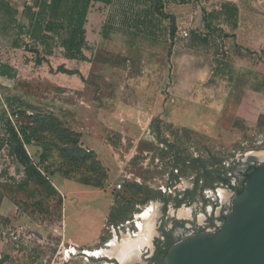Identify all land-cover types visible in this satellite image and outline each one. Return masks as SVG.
Instances as JSON below:
<instances>
[{
  "label": "rangeland",
  "instance_id": "obj_1",
  "mask_svg": "<svg viewBox=\"0 0 264 264\" xmlns=\"http://www.w3.org/2000/svg\"><path fill=\"white\" fill-rule=\"evenodd\" d=\"M138 1L115 0L109 7H93V12H104V28L90 40V62L98 63L93 69L110 61L125 72L127 103L113 119L109 117L115 111L114 103H77L72 94L45 77L57 71L59 55L40 67L35 53L14 48L16 23L0 11V63L11 65L10 73L15 74L5 77L9 81L4 85L0 78V264L50 262L63 244L66 248L77 246L80 254L73 258V264H107L105 254L86 260L81 252L109 250L112 240L116 238L121 244L128 234L134 238L139 232L136 216L162 207L160 194L171 202L194 191L193 200L187 198L185 203L203 213L206 206L220 202L226 190L218 178L203 176L205 171L227 170L233 160L245 154L264 153V119L253 123L233 117L226 103L227 110L218 118L210 110L175 112L173 104L166 105L165 114L164 103H156L169 74L170 78L180 77L172 76V57L178 53L194 54L190 56L194 63L185 65L181 72L185 79L196 70L206 77L216 67L219 82L211 78L208 85L218 83L223 95L228 88L238 95L248 82L242 71L249 69L251 87L264 90V60L257 52L241 50L234 39L238 6L214 0H181V13L166 11L178 27L175 38L169 41L167 32L157 37L138 23L143 10L137 7ZM11 4L18 10V21L25 23V0H11ZM92 21L98 23V19ZM165 21L169 26L170 20ZM184 31L189 37H183ZM115 36L140 39L152 49L138 61L125 55L104 58L94 51L99 40ZM23 39L34 47L27 35ZM248 104L250 113L258 112L259 103ZM139 110L152 117L148 126L136 117ZM153 121L159 124L153 126ZM179 121L182 126L174 124ZM10 124L17 130L23 125L32 134L33 143L25 145L31 164L48 178L57 194L50 195L46 185L28 174L11 142ZM70 131L81 135L77 146ZM211 183L213 187L203 189ZM32 229L44 237L41 245L27 240L25 233ZM18 236L31 245L30 251L25 244L16 243Z\"/></svg>",
  "mask_w": 264,
  "mask_h": 264
},
{
  "label": "crops",
  "instance_id": "obj_2",
  "mask_svg": "<svg viewBox=\"0 0 264 264\" xmlns=\"http://www.w3.org/2000/svg\"><path fill=\"white\" fill-rule=\"evenodd\" d=\"M27 1L29 0H25V4ZM214 1L218 3L229 2L238 6L240 9V14L237 22L238 25L233 32L234 39L236 40L238 46L242 47L241 50L257 52L260 54L259 57L264 60V0ZM152 3L153 0H139L137 7L144 9L150 6ZM99 6L109 7L110 5L97 2L94 3L90 9L88 14V22L86 24L89 49L84 51L88 60L68 59L64 56L63 49H61V51L55 52L54 54V57H56L55 55L60 56V58L57 59V66L59 67L63 65L66 69L77 72L75 74H62V72L56 71L50 76L46 74L45 77L49 78L65 93L72 94L75 97V101L77 103H114L115 111L112 112V115L107 114L108 117L110 115L109 118L113 119L123 108V103H127L124 101L125 87L123 86L122 78L125 75V72L124 69H118L115 64L110 61H106V64L104 62L101 64L99 63L101 67L94 70L93 64L98 63L90 62L92 59L91 53L93 51L91 48L92 43L90 41L93 38L92 35L96 31L98 32V30L102 31L104 28L102 17L104 12H102V14L95 11L93 12V7L98 8ZM181 6H183L181 4V0H166L165 11L169 9L179 14L182 10L178 7ZM92 19H98V23H96V21H92ZM143 44L144 41H140V39H135L133 37H106L104 40L98 41L97 48L94 51L97 54L100 53L104 55V58L125 55L130 56L134 60L138 61L143 60L146 52L152 49L149 46H144ZM193 55L194 54L192 53H185L181 56V54L178 53L172 57L174 65L172 69V76L177 74L180 77L179 79L173 77L170 78V73L168 79L164 80V83L162 84L161 92L157 97L156 103H164V113L166 114L167 111L166 105L173 104L176 106L175 112L185 109L210 110L213 111V115L218 118V116L221 115L224 110H227L224 106L226 103L227 106L230 107L233 117L236 115L249 122L257 123L260 116L264 114V90H255L251 87V81L249 80L251 73L249 69H243L242 71L243 74L246 73L245 75L248 81L247 84L243 86V91L236 95L233 89L228 88L226 94L223 95L219 89L218 83L217 85H208V80L211 78H214L216 82H219L220 74L216 67L213 70L210 69V72L207 73L206 77H204L203 72L201 73L199 70H196L195 73L193 72L187 79L183 77L184 75L181 74V72H183V67L188 63L189 65L194 63V57H190ZM50 58H53V56H50L49 59ZM2 80L3 85L5 84V80L9 81V79L5 77H2ZM2 89L3 91H6V93L9 92V88L3 87ZM248 103H259L260 107L258 112L254 114L250 113V111L247 109V106L249 105ZM138 114L139 115L136 114V117L139 120L146 122V125L148 126L152 120V117L147 118L146 113L142 112L141 110H139ZM169 120L171 121V119ZM174 124H180L182 126L180 121ZM140 215L136 216V223L138 222L137 227L139 228V232L135 234L134 238L139 236L140 233H144L147 230L146 228H148L146 233L149 232V221L146 222L140 217ZM34 231L39 233L35 229ZM131 240H133L131 234L125 236L123 243L121 244H119L115 238L109 244L111 249L105 251L96 250L95 252L97 253L88 252V254L93 257H100V255L105 254L106 258H109L110 260L107 262V264H110V262L114 261L120 256L121 252L123 251V247H125L126 243H131ZM30 247L31 245L24 248L27 250ZM30 250L31 249L28 251ZM33 250L36 252L34 248ZM45 261L47 260L41 259L40 264H44Z\"/></svg>",
  "mask_w": 264,
  "mask_h": 264
},
{
  "label": "trees",
  "instance_id": "obj_3",
  "mask_svg": "<svg viewBox=\"0 0 264 264\" xmlns=\"http://www.w3.org/2000/svg\"><path fill=\"white\" fill-rule=\"evenodd\" d=\"M115 0H29L26 2L22 17L25 23L18 21V10L11 4V0H0V11L6 13L16 23L17 37L13 47L16 49L25 48L36 54V64L43 65L49 61V57L53 56L58 48L63 49L64 56L68 59L88 60L84 51L89 49L87 41L86 24L88 22V14L94 3L100 2L106 5H112ZM166 0H153L150 6L141 10L138 19L140 25H146L148 32L160 37L166 32L170 35V41L175 38L177 33V24L174 17L168 16L165 11ZM238 8L235 7V15ZM169 19V26L165 25L164 20ZM164 27V28H163ZM138 29V28H137ZM27 35L34 43V47L27 43L23 38ZM172 38V39H171ZM12 66L0 63V77L13 78ZM12 74H11V73ZM57 72L66 74H75L77 71L66 69L63 65L57 68ZM261 90V89H255ZM264 119L262 114L259 118L261 122ZM158 120V119H157ZM56 122V121H55ZM61 122V121H60ZM159 124V121H153L152 125ZM11 142L14 144V150L19 160L26 166L28 174L32 176L38 183L46 185V190L50 195L57 194V190L50 183L37 167L31 164V158L27 152L25 145L33 143L32 134L26 127L21 125L17 130L10 124L9 127ZM73 145H78L81 135L75 131H70ZM74 137V138H73ZM149 146V143H144ZM80 150V148H79ZM81 151V150H80ZM206 166H204V169ZM204 172L203 176H208L223 185L230 184L228 170L216 169V171ZM256 172L253 171L247 175L245 182H248L251 176ZM216 182V181H214ZM213 182V183H214ZM213 183L205 184L203 189L213 187ZM243 191V187L238 194ZM194 191H187L185 198H192ZM160 199H165L164 195H159ZM180 205V204H179ZM113 213L111 214V216Z\"/></svg>",
  "mask_w": 264,
  "mask_h": 264
},
{
  "label": "flooded vegetation",
  "instance_id": "obj_4",
  "mask_svg": "<svg viewBox=\"0 0 264 264\" xmlns=\"http://www.w3.org/2000/svg\"><path fill=\"white\" fill-rule=\"evenodd\" d=\"M262 164L263 152L245 154L233 160L227 169L230 184L224 185L226 190L222 191L221 201L206 206L203 213L187 206L185 197H177L171 202L167 197L160 199L162 207H157L150 218L149 232L146 233V228L144 233L133 238L110 264H165V257L177 242L203 232H218L231 210V201L246 183L247 175L257 171Z\"/></svg>",
  "mask_w": 264,
  "mask_h": 264
},
{
  "label": "water",
  "instance_id": "obj_5",
  "mask_svg": "<svg viewBox=\"0 0 264 264\" xmlns=\"http://www.w3.org/2000/svg\"><path fill=\"white\" fill-rule=\"evenodd\" d=\"M165 264H264V164L234 198L220 230L177 242Z\"/></svg>",
  "mask_w": 264,
  "mask_h": 264
},
{
  "label": "built area",
  "instance_id": "obj_6",
  "mask_svg": "<svg viewBox=\"0 0 264 264\" xmlns=\"http://www.w3.org/2000/svg\"><path fill=\"white\" fill-rule=\"evenodd\" d=\"M164 23H165L166 26L168 25L165 20H164ZM166 37L170 41V35L168 33H167ZM183 37L184 38L189 37L188 31H184L183 32ZM122 187H123L122 184L118 185L119 189H122ZM25 235L27 237V240H31L32 242H36V244H40L41 245L43 240H44V237H42L40 235V233H37L34 230L28 231L27 233H25ZM15 241H16V243L19 246H22L24 244H25L24 247L30 246L29 243L21 242L19 240V236L15 237ZM62 248H63V250H62ZM87 252L88 251H82L81 252V254L84 255L86 260H88V257H91V255H89ZM79 254H80V252H79L77 246L72 245L69 248H66L65 244H63L61 249H60V251H58L57 255L55 256V258L53 260H51L50 262L49 261H45L44 264H73V262H72L73 258L78 256ZM100 256H103V254L100 255ZM96 258H99V257H96ZM106 259H109V258H106Z\"/></svg>",
  "mask_w": 264,
  "mask_h": 264
},
{
  "label": "bare ground",
  "instance_id": "obj_7",
  "mask_svg": "<svg viewBox=\"0 0 264 264\" xmlns=\"http://www.w3.org/2000/svg\"><path fill=\"white\" fill-rule=\"evenodd\" d=\"M154 211H155V209L153 208V209H150L148 212H145V214L142 215L146 222L150 220V218L152 217ZM148 214H149V215H148ZM143 227H144V226H143ZM141 230H142V228H141ZM118 252H119V251H118ZM87 253H88V252H87ZM89 253H90V252H89ZM95 253H97V252H95ZM113 253H115V252H113ZM112 256H113V255H112Z\"/></svg>",
  "mask_w": 264,
  "mask_h": 264
}]
</instances>
